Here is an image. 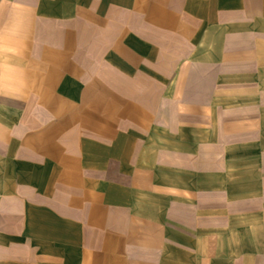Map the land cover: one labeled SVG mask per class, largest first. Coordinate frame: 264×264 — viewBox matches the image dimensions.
<instances>
[{
	"label": "crops",
	"instance_id": "0c3cea01",
	"mask_svg": "<svg viewBox=\"0 0 264 264\" xmlns=\"http://www.w3.org/2000/svg\"><path fill=\"white\" fill-rule=\"evenodd\" d=\"M255 25L264 0H0V264H264L256 140L185 79Z\"/></svg>",
	"mask_w": 264,
	"mask_h": 264
},
{
	"label": "rangeland",
	"instance_id": "374dc122",
	"mask_svg": "<svg viewBox=\"0 0 264 264\" xmlns=\"http://www.w3.org/2000/svg\"><path fill=\"white\" fill-rule=\"evenodd\" d=\"M238 34L226 37L221 59L218 52H195L185 79L208 80L210 124L223 108L229 136L240 135L241 145L248 135L256 140L250 147L254 154L244 149L240 157L242 169L250 167L260 175L264 174V30L255 25Z\"/></svg>",
	"mask_w": 264,
	"mask_h": 264
}]
</instances>
